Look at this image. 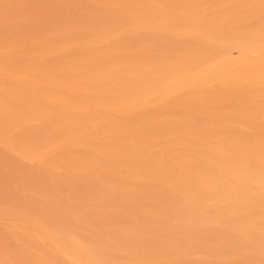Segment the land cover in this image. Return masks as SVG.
I'll list each match as a JSON object with an SVG mask.
<instances>
[{"label": "bare ground", "instance_id": "6f19581e", "mask_svg": "<svg viewBox=\"0 0 264 264\" xmlns=\"http://www.w3.org/2000/svg\"><path fill=\"white\" fill-rule=\"evenodd\" d=\"M0 264H264V0H0Z\"/></svg>", "mask_w": 264, "mask_h": 264}]
</instances>
